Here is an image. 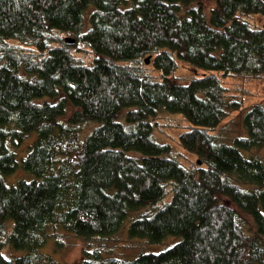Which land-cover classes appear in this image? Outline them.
Segmentation results:
<instances>
[{
  "label": "trees",
  "instance_id": "1",
  "mask_svg": "<svg viewBox=\"0 0 264 264\" xmlns=\"http://www.w3.org/2000/svg\"><path fill=\"white\" fill-rule=\"evenodd\" d=\"M211 1L0 0V264H59L58 230L83 264H264V105L219 137L247 108L224 80H264V0ZM161 112L195 161L157 140ZM20 168L36 179L8 184ZM139 211L131 239L180 242L133 261L92 247Z\"/></svg>",
  "mask_w": 264,
  "mask_h": 264
},
{
  "label": "rangeland",
  "instance_id": "2",
  "mask_svg": "<svg viewBox=\"0 0 264 264\" xmlns=\"http://www.w3.org/2000/svg\"><path fill=\"white\" fill-rule=\"evenodd\" d=\"M208 6L213 7L214 2L207 0ZM257 22L264 26V19L257 18ZM203 72L195 70L187 64L181 63L176 77L182 82L187 83L193 77L202 76ZM225 86L230 90L232 97H239L246 105L244 112H233L222 124L219 132V137L226 144H232L236 137H244L247 132L244 128L243 120L246 112L256 104L264 105V80H253L246 78L229 77L224 80ZM234 95V96H233ZM189 127L188 123L182 116L171 115L166 112H161L157 119V126L155 136L157 140L163 144H169L176 154L182 155L186 160L195 161L196 158L189 155L179 145L178 139L182 132ZM37 134H34L31 139L26 142V145L21 149H26V146L35 142ZM27 154V150H25ZM19 153V161L26 155ZM254 155L262 156L264 152H254ZM246 156L247 153H245ZM23 169L7 179L8 184L14 185L21 180L33 181L36 177L30 173L23 172ZM143 211L134 212L126 221L122 230L105 240H98L92 243V247H98L105 251V258H120L127 261H133L144 253H161L164 250L171 248L180 242V238L169 237L161 245H150L147 241L140 239H131L128 235L129 226L132 219L138 218ZM88 248V244L84 241L76 239L74 236L64 232L63 230L57 231V237L51 241L48 246L43 250L44 253L51 255L59 264H83L84 252ZM26 252L18 251L13 252L7 250L5 256L21 257Z\"/></svg>",
  "mask_w": 264,
  "mask_h": 264
},
{
  "label": "water",
  "instance_id": "3",
  "mask_svg": "<svg viewBox=\"0 0 264 264\" xmlns=\"http://www.w3.org/2000/svg\"><path fill=\"white\" fill-rule=\"evenodd\" d=\"M150 62H151V58H148V59L146 60V63H147V64H150Z\"/></svg>",
  "mask_w": 264,
  "mask_h": 264
}]
</instances>
